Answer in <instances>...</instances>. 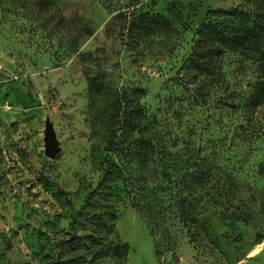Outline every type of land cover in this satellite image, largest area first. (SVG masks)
Wrapping results in <instances>:
<instances>
[{"label":"rangeland","instance_id":"374dc122","mask_svg":"<svg viewBox=\"0 0 264 264\" xmlns=\"http://www.w3.org/2000/svg\"><path fill=\"white\" fill-rule=\"evenodd\" d=\"M42 1L0 0V264H264L259 195L254 202L244 199L251 211L207 216L198 244L162 230L153 235L144 216L128 207L113 230L96 229L97 222L86 218L73 222L101 178L90 142L88 74L113 67L120 86L130 82L146 90L143 105L153 111L209 13L245 0ZM133 12L171 18L181 34L169 47L161 37L126 47L118 31L124 20L114 17L127 13L132 21ZM238 91L249 95L247 81ZM47 121L60 148L54 159L45 154ZM237 152L223 164L264 193V176L257 175L264 148Z\"/></svg>","mask_w":264,"mask_h":264},{"label":"trees","instance_id":"16d2710c","mask_svg":"<svg viewBox=\"0 0 264 264\" xmlns=\"http://www.w3.org/2000/svg\"><path fill=\"white\" fill-rule=\"evenodd\" d=\"M209 15L153 111L143 105L146 90L130 82L120 86L113 67L88 74L90 142L101 178L74 223L86 218L102 224L96 229L113 230L120 210L128 207L144 216L153 235L162 230L198 244L207 216L251 211L244 199L264 197L223 164L241 146L251 155L264 148V125L258 124L264 110V0ZM131 17H114L124 20L118 31L126 47L155 37L169 47L173 35L181 34L171 18L134 12ZM243 81L248 96L238 91ZM257 175L264 176V164ZM170 244L177 247V239Z\"/></svg>","mask_w":264,"mask_h":264},{"label":"water","instance_id":"95a60500","mask_svg":"<svg viewBox=\"0 0 264 264\" xmlns=\"http://www.w3.org/2000/svg\"><path fill=\"white\" fill-rule=\"evenodd\" d=\"M45 144H46V151H45L46 156L50 159H54L56 155L60 152V148L58 146V141L56 139V133L50 121H47L46 124Z\"/></svg>","mask_w":264,"mask_h":264}]
</instances>
